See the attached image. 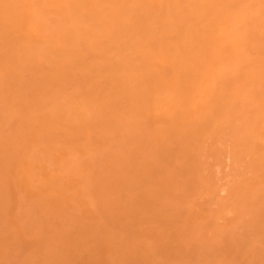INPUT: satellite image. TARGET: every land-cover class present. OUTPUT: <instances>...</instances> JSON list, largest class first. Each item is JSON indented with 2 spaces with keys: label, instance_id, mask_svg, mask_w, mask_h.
<instances>
[{
  "label": "bare ground",
  "instance_id": "6f19581e",
  "mask_svg": "<svg viewBox=\"0 0 264 264\" xmlns=\"http://www.w3.org/2000/svg\"><path fill=\"white\" fill-rule=\"evenodd\" d=\"M0 264H264V0H0Z\"/></svg>",
  "mask_w": 264,
  "mask_h": 264
}]
</instances>
